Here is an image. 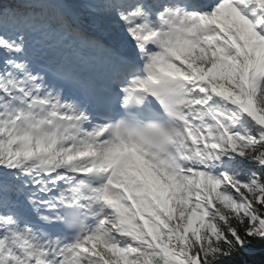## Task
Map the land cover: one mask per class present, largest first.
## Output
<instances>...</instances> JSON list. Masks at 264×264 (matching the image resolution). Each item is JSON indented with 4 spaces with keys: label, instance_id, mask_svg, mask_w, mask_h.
<instances>
[{
    "label": "snow or ice",
    "instance_id": "6c2138e0",
    "mask_svg": "<svg viewBox=\"0 0 264 264\" xmlns=\"http://www.w3.org/2000/svg\"><path fill=\"white\" fill-rule=\"evenodd\" d=\"M264 239V0H0V264H215Z\"/></svg>",
    "mask_w": 264,
    "mask_h": 264
},
{
    "label": "trees",
    "instance_id": "16d2710c",
    "mask_svg": "<svg viewBox=\"0 0 264 264\" xmlns=\"http://www.w3.org/2000/svg\"><path fill=\"white\" fill-rule=\"evenodd\" d=\"M264 244V239H254L250 244L253 247H257L259 245ZM256 260H258L261 264H264V252L259 253L258 255L254 256ZM243 261V254L241 252H236L229 257H225L222 260L215 262V264H240Z\"/></svg>",
    "mask_w": 264,
    "mask_h": 264
}]
</instances>
